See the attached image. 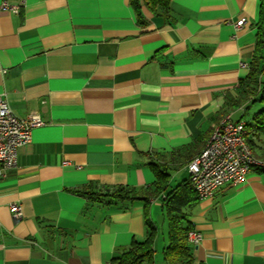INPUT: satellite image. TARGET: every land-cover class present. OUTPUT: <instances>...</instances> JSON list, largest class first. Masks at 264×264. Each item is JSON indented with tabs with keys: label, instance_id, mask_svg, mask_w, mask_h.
<instances>
[{
	"label": "crops",
	"instance_id": "0c3cea01",
	"mask_svg": "<svg viewBox=\"0 0 264 264\" xmlns=\"http://www.w3.org/2000/svg\"><path fill=\"white\" fill-rule=\"evenodd\" d=\"M262 12L264 0H171L166 17L144 8L140 25L130 0H0V96L20 118L44 121L0 179V264H112L147 237L146 221L158 229L155 264H166L162 198L146 217L143 202L119 210L77 191L149 189L151 161L167 167L169 191L191 184L188 163L224 115L247 122L258 112L230 107L260 25L264 34ZM248 141L264 160V134ZM184 211L203 236L191 264H264V171Z\"/></svg>",
	"mask_w": 264,
	"mask_h": 264
},
{
	"label": "trees",
	"instance_id": "16d2710c",
	"mask_svg": "<svg viewBox=\"0 0 264 264\" xmlns=\"http://www.w3.org/2000/svg\"><path fill=\"white\" fill-rule=\"evenodd\" d=\"M170 3L171 0H130V5L136 12L140 25H145L144 8L154 17H166L170 12ZM263 15L264 12H262V19ZM261 28L260 25L259 40L254 59L251 62L249 75L240 83L242 96L238 100L232 101L230 107L232 109H240L247 105V111L251 110L257 103L264 104V34ZM244 118L245 114L239 120ZM246 124L249 132L264 134V109L253 114ZM248 143L251 145L250 141ZM149 165L156 177L155 183L149 189L115 187L99 192L90 188L77 191V193L91 202H97L107 207H115L119 210H126L137 202H143L147 208L146 217L150 200L162 198L163 202L166 203L168 218L169 244L164 250L165 262L166 264H191L193 259L192 245L189 242L188 235L193 227L186 221L187 213L184 208L194 199H198L197 194L188 182H183L172 191H169L170 175L167 172V167L155 161L149 162ZM146 225L147 237L142 241L134 240L126 251L112 260V264H155L154 244L158 236V229L148 221H146Z\"/></svg>",
	"mask_w": 264,
	"mask_h": 264
},
{
	"label": "built area",
	"instance_id": "2783aa9c",
	"mask_svg": "<svg viewBox=\"0 0 264 264\" xmlns=\"http://www.w3.org/2000/svg\"><path fill=\"white\" fill-rule=\"evenodd\" d=\"M22 5L1 4L4 11L20 14ZM247 19L235 26L243 27ZM246 67L245 64L242 65ZM37 114L20 118L0 96V179L18 169L20 149L32 141L33 130L43 126ZM249 131L244 120H234L232 114L223 117L208 140L204 150L188 163L190 181L199 200L212 199L227 183H244L254 169L264 171V161L258 159L248 143ZM13 218H22V207L11 205ZM189 242L198 245L203 236L194 230L189 232Z\"/></svg>",
	"mask_w": 264,
	"mask_h": 264
},
{
	"label": "rangeland",
	"instance_id": "374dc122",
	"mask_svg": "<svg viewBox=\"0 0 264 264\" xmlns=\"http://www.w3.org/2000/svg\"><path fill=\"white\" fill-rule=\"evenodd\" d=\"M264 108V104H261L260 105V103H257V105H256V109L254 108V110L253 111H259V110H261V109H263ZM235 120V119H234ZM236 120H238V119H236ZM244 120V119H243ZM245 121V120H244ZM160 228V227H159ZM167 232H168V229L166 230ZM160 236H161V238H162V234H160Z\"/></svg>",
	"mask_w": 264,
	"mask_h": 264
}]
</instances>
